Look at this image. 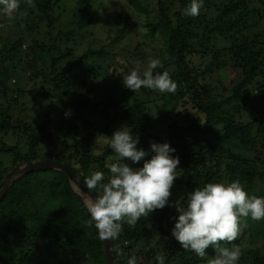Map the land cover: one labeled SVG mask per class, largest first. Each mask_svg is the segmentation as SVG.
I'll return each mask as SVG.
<instances>
[{"label":"trees","instance_id":"obj_1","mask_svg":"<svg viewBox=\"0 0 264 264\" xmlns=\"http://www.w3.org/2000/svg\"><path fill=\"white\" fill-rule=\"evenodd\" d=\"M60 1L32 0L30 4L39 13L38 19L45 23L49 40L31 38L29 47L22 51L33 58L24 68L25 75L28 78L41 75L50 85L40 92H31L37 93L41 100H53L60 106L59 112L67 114L66 119L59 121L55 134L48 130L49 110L42 111L40 102L33 106L32 121L19 116L12 118L11 104L12 107L13 103L18 104L24 91L8 87L10 71L0 66V95L7 103L0 105V137L17 138L13 146L1 143L0 152L12 157V167L53 159L73 167L83 184L94 171L104 172L106 180L109 175L106 165L114 162L107 140L124 125L138 135V148L148 150L151 142H168L175 148L174 155L180 163L171 201L182 200L195 187L207 183L239 181L243 187L264 184V113L249 124L237 121L239 110L254 97L264 108V0H204L196 17L181 14L189 0H126L132 11L124 13V25L117 29L112 42L125 38L136 18L134 14L143 13L147 35L162 39L155 57L161 66L155 71H166L176 89L164 94L143 87L131 91L121 82V90L103 100H94L100 86L96 80L103 70L99 64L111 53L103 46L90 47L73 59V50L61 45V41L80 43L74 36L75 30L56 29L51 34L57 20L54 11ZM94 1L99 5L110 2L77 0L73 15L82 30L79 39L90 36L92 21L87 14L95 7ZM24 6L20 3L16 11ZM19 23L27 25L28 19ZM23 44V38L19 37L8 49L0 50V63L19 59ZM139 47L138 44L135 48ZM145 54L143 48L131 53L132 60L139 64L127 59L124 76L132 69L142 73L147 68L145 59L149 56ZM39 64L42 67L38 69ZM26 68L31 70L26 72ZM221 68L236 74L235 78L239 69L242 75L218 94L212 84L202 81L205 75ZM70 70L81 76L77 80L81 88L74 101L64 98L75 80L69 75ZM260 74L263 76L258 79ZM253 90L255 95L250 96ZM58 140L68 149L67 153L52 152ZM230 144L237 146L238 151H233ZM125 162L133 168L142 167V162L135 165ZM9 169H0V179ZM92 192L99 194L98 189ZM176 215L174 208L166 206L140 218L135 226L123 223L118 239L112 240L115 263L126 264L128 257L135 256L137 264H155V256L161 253L166 264H209L213 249H206L208 255L202 258L181 249L171 237L174 221L170 217ZM89 220L85 204L63 173H27L0 198V264H106L97 230ZM240 224L238 239L221 242V246H239L238 264H264V226L255 225L248 232L243 218ZM255 228L262 231L256 234Z\"/></svg>","mask_w":264,"mask_h":264},{"label":"clouds","instance_id":"obj_2","mask_svg":"<svg viewBox=\"0 0 264 264\" xmlns=\"http://www.w3.org/2000/svg\"><path fill=\"white\" fill-rule=\"evenodd\" d=\"M19 6L20 0H0V15L11 18ZM203 6L204 0H189L181 14L196 17ZM160 66L159 59H150L142 73L132 69L126 74L123 86L131 91L143 87L161 94L174 92L176 83L169 74L155 71ZM138 143V135L124 125L113 131L107 140L114 153V162L106 165L108 178L105 180L104 172L94 171L84 181L89 192L99 190L97 196L88 195L84 201L89 223L94 225L99 238L116 240L123 223L135 226L140 218L167 206L177 213L170 217L174 221L170 234L181 249L203 258L208 255L206 249L211 248L214 255L209 264H238L239 246H221V242L238 239L241 218L264 220V196L248 195L239 181H231L207 183L195 187L186 198L171 201V189L180 163L179 157L174 155L175 148L168 142H151L149 149L144 150L137 147ZM126 160L133 165L142 162V167L133 168ZM126 264H137V258L128 257ZM155 264H166L165 255L158 253Z\"/></svg>","mask_w":264,"mask_h":264},{"label":"rangeland","instance_id":"obj_3","mask_svg":"<svg viewBox=\"0 0 264 264\" xmlns=\"http://www.w3.org/2000/svg\"><path fill=\"white\" fill-rule=\"evenodd\" d=\"M110 1L103 5H99L98 1L92 2L94 4L92 10L88 12V17L91 19L92 24L89 28L90 36L86 38L79 39V33L82 30H79L77 25V19L73 15L77 0H61L58 4L55 15L57 20L54 25V29L51 34L54 35L56 29H61L62 31H67L70 29H74V36L77 38L80 43L75 44L68 41L62 40L61 45L69 46L73 51L72 57L73 59H77L80 54H82L87 48H100L105 47L111 53V56L106 59L105 62L100 63L99 65L103 67V70H100V74L98 76V83L100 84L98 90V94H95V99L103 100L109 95L116 94L118 90H121L120 83L122 82V78L124 77V67L127 64V59L130 60V63L134 61L136 64V59L132 60L131 53L143 48V51L148 55L149 58L145 59L149 61L155 58L157 54V50L162 45V39L159 36L150 37L147 35V29L144 26L145 15L143 13L134 14L136 18L131 24V30L127 34L126 37L121 38L118 42H112L113 36L116 33L117 29L122 28L124 25V13L131 12V7L128 5L126 0H105ZM20 3L25 4L22 10L15 11L11 18L7 16L0 15V50L8 49L9 45L19 37L23 38L24 44L21 47L19 59H8L3 63H0L1 68L7 69L10 71V75L8 77L7 85L13 90L17 91L19 89L24 91V94L19 96V103H13V107L11 104V114L12 118L16 119L18 116L23 117L27 121H32L35 117L33 106L36 103H41V110L46 112L49 110L51 116V123L48 128L51 133L54 134L57 132V126L59 125V121L64 117H67V114L64 117L63 112H59L60 106L55 103L53 100L44 99L41 100L37 93H33L31 91L37 90H45L50 85L43 81L41 75L36 76V78H32L25 75V67L27 64H31L33 62V58L31 56H27V53H22V51L26 50L29 47V41L33 40L31 38H35L38 41H48L49 36L45 34V23L38 19L39 13L37 14L36 9L27 0H20ZM30 9H33L30 10ZM28 19V24L21 25L19 23L20 20ZM28 27V28H27ZM256 30L254 29L253 32ZM88 34H86L87 36ZM252 34H250L251 37ZM85 37V36H84ZM141 45L138 49H136V45ZM30 51V50H29ZM155 54V55H154ZM221 54L223 52L221 51ZM223 59L226 58V55L221 56ZM121 60L125 61L121 63ZM68 62V64L72 63ZM42 65H37V68H41ZM15 69V70H14ZM219 69L210 75H205L202 83L212 84L215 88L216 93L222 94L224 89H229L232 84L236 83L237 80L240 79V75H242L241 70L239 69V76L235 78V75L229 72V70L225 71ZM31 68H26V72H29ZM70 76H72L75 80L72 87L68 88L65 91L64 98L69 99L70 101H74V98L77 96L79 89L81 88V83L77 80L81 79V76L75 70H70ZM262 74L258 76V79L262 78ZM32 78V79H30ZM72 78V79H73ZM79 78V79H78ZM30 79V80H29ZM250 85V88L251 89ZM45 88V89H44ZM255 91L253 90L250 93V96H254ZM14 98L15 95H12ZM10 101V99H8ZM7 103L5 102L2 95H0V105L4 106ZM262 102L257 103L256 98H253V101L245 103L242 108L239 110V116H237V121L242 124L252 123L253 120L257 116H261L264 113V108L261 107ZM50 106V109L47 107ZM261 107V108H259ZM36 109L39 110L40 107L36 106ZM67 111V110H66ZM69 111V110H68ZM67 111V112H68ZM1 143H6L9 146L16 145L17 138L15 135L11 136H3L0 137V145ZM57 145L52 152L55 155H61L59 153H67L68 149L61 143L60 140L55 142ZM230 147L233 151L237 152L238 147L230 144ZM51 150V149H50ZM110 160V159H109ZM12 157L5 153L0 152V169H12L11 166ZM12 167V168H11ZM9 169V170H10ZM8 170V171H9ZM248 195L254 196H264V184L256 183L249 187H243ZM245 225L249 227V230H252L255 225L256 227L262 225L264 226V220L261 221H253L249 218H243ZM255 228V233L259 234L262 229ZM255 241V238H254Z\"/></svg>","mask_w":264,"mask_h":264},{"label":"water","instance_id":"obj_4","mask_svg":"<svg viewBox=\"0 0 264 264\" xmlns=\"http://www.w3.org/2000/svg\"><path fill=\"white\" fill-rule=\"evenodd\" d=\"M34 171H58L63 173L67 177L71 189L79 196L83 203L88 195L95 196L93 192H89L85 184L80 182L76 171L70 165L53 159H44L21 163L6 172L0 179V198L19 177ZM100 241L106 264H116L112 240L100 239Z\"/></svg>","mask_w":264,"mask_h":264}]
</instances>
